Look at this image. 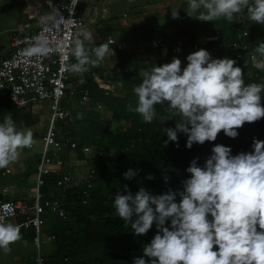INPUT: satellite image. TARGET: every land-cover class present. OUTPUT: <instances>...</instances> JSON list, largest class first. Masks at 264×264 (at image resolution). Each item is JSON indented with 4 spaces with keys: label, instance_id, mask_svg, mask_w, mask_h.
Wrapping results in <instances>:
<instances>
[{
    "label": "clouds",
    "instance_id": "1",
    "mask_svg": "<svg viewBox=\"0 0 264 264\" xmlns=\"http://www.w3.org/2000/svg\"><path fill=\"white\" fill-rule=\"evenodd\" d=\"M49 7L62 16L52 3ZM186 13L202 22L225 19L229 23L244 14L264 25V0H188ZM171 16L179 19L178 9L172 10ZM47 21L41 17L42 24ZM113 43L86 47L95 45V36L83 29L72 42L71 55L76 62L66 70L82 75L102 66ZM59 47L62 45H53L46 35L39 34L22 54L29 59L49 57ZM253 59V66L264 71V42L254 48ZM186 60L183 68L178 57L153 64L133 89L137 97L134 111L145 123L156 117V105H166L167 121L175 119V127L164 128L165 147L169 142L179 146L178 133L187 136L189 149L193 144L216 141L221 131L234 139L245 123L264 118V83L246 84L234 59L213 58L200 48ZM35 142L31 129L18 128L10 114L5 116L0 122V169L18 161L21 151ZM252 148L233 155L230 146L214 144L203 166L198 158L191 160L186 169L190 176L182 181V190L153 194L140 187L133 194L124 185V194L116 192L117 216L130 225L134 235L147 234L154 224L157 229L144 245L143 256L133 264H264V140L254 138ZM137 171L129 168L123 176L131 180ZM146 178L154 179L152 174ZM21 240V226L0 216V250L10 254L11 245Z\"/></svg>",
    "mask_w": 264,
    "mask_h": 264
},
{
    "label": "trees",
    "instance_id": "2",
    "mask_svg": "<svg viewBox=\"0 0 264 264\" xmlns=\"http://www.w3.org/2000/svg\"><path fill=\"white\" fill-rule=\"evenodd\" d=\"M156 1V0H155ZM159 9L156 14L162 16L160 7L164 4L157 0ZM180 20L177 34L187 35L184 44L195 41L198 35L206 38L198 49L213 50V58H223V51L227 48L231 59L242 66L246 84L264 83V71L256 69L249 58L255 47L264 42V25L254 23L243 17L240 21L233 18L229 23L225 19L202 22L189 17L188 0H183L179 6ZM165 15L169 14V6L164 7ZM163 17V16H162ZM178 26V24H177ZM247 30V35L238 37L241 29ZM127 31H135L134 35ZM126 32V33H124ZM123 34L129 39L135 37L140 42H148L153 38V28L150 23L143 27H126ZM218 32V33H216ZM122 34V32H120ZM103 37L105 38V34ZM254 35H257L256 38ZM201 37V36H199ZM164 38L168 45L176 39ZM233 41L246 44L245 50H235L230 47ZM197 49V50H198ZM148 51V50H147ZM116 66L112 69L109 81L121 84L120 93L115 94L98 86L94 76L102 77L98 72L88 71L78 89L87 90L86 102L79 104L82 107L83 118L60 121L58 126L61 135L71 136L78 147L75 150L78 158L88 161L87 167L94 169V176L90 182L92 186L86 188L84 178L77 185L64 190V198L60 197L61 190L56 187L55 174L45 176V184L41 187L43 194L53 193L57 196L65 209V217L46 214L45 225L53 236L51 250L45 255V264H133L135 258L143 256V247L150 243L157 232L155 224L145 235H134L130 225H126L118 216L114 208L116 192H123V186L128 185L135 194L140 187L151 191L153 194H162L169 189L182 190V181L190 176L186 171L193 158L203 166L207 157L211 155L214 144L230 146L232 154L251 152L253 139L264 140V118L254 123H245L238 129L236 138L226 136L222 131L216 141L205 142L203 145L193 144L186 147L187 136L178 133L179 146L169 142L164 146L167 136L164 128L175 127V119L168 120L169 112L166 105H156V117L151 123H145L142 117L134 111L137 97L134 87L142 82L143 67H153L169 63L173 57L182 61V68L187 65L183 56L168 55L162 57L158 51L154 62L149 61L147 52L144 56L135 57L125 49L118 50ZM187 57V55H184ZM121 67V69L117 68ZM105 80V78H104ZM78 96V93L77 95ZM264 97V93H262ZM264 105V99L261 101ZM65 107H70L69 101H63ZM100 106L102 110L98 109ZM11 115L18 128L35 125L36 119L31 108H18L10 100L5 91L0 92V122L7 115ZM179 120V116L176 117ZM90 146V155L81 147ZM70 149L64 148L63 159L68 158ZM129 168L137 171V176L131 180L124 178ZM87 174V173H86ZM152 174L154 179H147ZM84 190L88 191L86 196ZM85 199V202H83ZM177 202L180 197L177 196ZM170 223V222H169ZM27 232V230L22 231ZM33 237V231H28V236ZM31 262L30 264H33Z\"/></svg>",
    "mask_w": 264,
    "mask_h": 264
},
{
    "label": "built area",
    "instance_id": "3",
    "mask_svg": "<svg viewBox=\"0 0 264 264\" xmlns=\"http://www.w3.org/2000/svg\"><path fill=\"white\" fill-rule=\"evenodd\" d=\"M84 1L52 0V5L60 10L62 16L54 13L46 24L41 25L28 37L16 35L11 42V52L3 56L0 55V92H7L10 100L18 108H32L35 105H41L44 100L48 101L49 116L41 136L40 157L34 172L36 191L33 199L31 201L0 199V216L6 217L8 222L20 225L21 232L33 231V243L36 247L33 264H45V255L40 250L44 216L54 214L65 217V209L61 200L53 193L46 195L41 191V187L45 184V176L48 174L57 176L55 185L61 190L60 197L62 198L65 195L64 190L77 185L81 178L85 179L86 188H90L92 186L90 180L94 176V169L87 167L88 161H80L82 166L87 167L84 174L79 172L82 166L64 170L67 161L60 156V153H63L65 147H68L72 152L78 145L71 136L61 135L58 126L60 121L73 120L74 118L73 110L63 105V101L67 100L68 92L76 91L78 93L79 104L85 103L87 98V90L78 89L84 73L81 75L66 70L67 65L76 62L71 55V47L73 46L72 42L85 26L80 8ZM123 15L126 16L125 13ZM39 34L46 35L53 45L58 44L62 47H59L58 51L49 57L26 58L22 54L23 50L29 46L32 38ZM246 35L247 31L245 30L240 32L238 37ZM109 41L114 42L110 45L109 52L113 53L112 49L114 52L124 49L122 41H118L113 36H106L95 42V45L86 44V47L98 46ZM184 43L182 39L178 38L173 44L168 45L166 40L160 37H153L150 41L144 42L150 48L158 51L162 57L188 55L196 51L199 46L195 41L188 45ZM246 46L239 41H233L230 44V47L235 50H245ZM224 57L231 58L227 48L223 51ZM249 58L252 63L255 62L253 53L249 55ZM235 66L242 68L238 63ZM94 80L99 87L105 90V94H108L110 88L107 84H103L104 80L97 75L94 76ZM87 149L85 146L84 150ZM83 193L88 195L87 190H84ZM49 240H53L52 235L49 236Z\"/></svg>",
    "mask_w": 264,
    "mask_h": 264
},
{
    "label": "crops",
    "instance_id": "4",
    "mask_svg": "<svg viewBox=\"0 0 264 264\" xmlns=\"http://www.w3.org/2000/svg\"><path fill=\"white\" fill-rule=\"evenodd\" d=\"M51 3L52 0H0V55L3 56L11 52V42L16 35L28 37L43 25L41 17H47L48 20L52 17L54 12L49 7ZM135 6L134 0H85L80 6L81 15L85 21L83 29L92 31L95 42H97L104 38L102 32L105 36H113L112 32L117 34L128 26L143 27L140 20L137 21L131 17L130 9L136 10ZM124 13L126 16L123 15ZM158 21L162 20L158 19ZM154 33L153 31V35ZM37 106L41 105L31 108L34 115ZM34 126L25 128L31 129L34 138L38 139L40 134L34 129ZM29 156V153L23 149L18 161L10 164L6 169H0V199L25 201L33 199L36 191L34 172L39 158L33 165L28 160ZM25 159L29 163L25 162ZM11 248V253L7 255L0 250V264H30L28 263V254L33 252L34 257L36 255L33 237L28 236V231L23 232L22 240L11 245ZM40 250L43 254H47L51 247L43 242Z\"/></svg>",
    "mask_w": 264,
    "mask_h": 264
},
{
    "label": "rangeland",
    "instance_id": "5",
    "mask_svg": "<svg viewBox=\"0 0 264 264\" xmlns=\"http://www.w3.org/2000/svg\"><path fill=\"white\" fill-rule=\"evenodd\" d=\"M183 0H164V4L160 7V11H162L163 13V17L156 14V11L159 9V5L157 4V0H134V3L136 4V10H132L131 11V17H133L134 19L140 20L139 22L143 25L144 23H150L151 27L153 28V31L155 32L153 37H160L162 39L167 37L173 38L176 35L179 36V39H182L183 41L186 39L187 35L184 34H177L178 29H179V23L181 22V18L179 19H173L171 16V11L178 9L179 11V15H180V9L179 6L181 4ZM169 6V14H166V11L163 10L164 7ZM86 10V9H85ZM137 17V18H136ZM243 17L247 18L246 15L241 14V15H236L234 16V18L237 21H240ZM163 18V19H162ZM162 20L161 22L158 21ZM121 20V19H120ZM249 20V19H248ZM135 22L136 24L138 22ZM178 24V26H177ZM140 26V25H139ZM161 28H160V27ZM178 27V29H177ZM163 28V29H162ZM246 29H241L239 31H245ZM247 31V30H246ZM120 32H122V34H120ZM118 32L117 34H115V32H112L113 37L117 38L118 41H122L123 45H124V49L126 52H129L130 54H133L135 57H139V56H144V52L148 53L149 56V61L150 62H154L157 58V53L156 50L152 49L149 47L148 44H144V42L140 41H136L135 37L136 35H134L133 31L128 32V34H130L131 36L134 35L135 37H133L132 39H129L128 37H126L127 35L124 36L123 32L124 30ZM126 33V32H124ZM207 34L204 35H198L195 40V42L197 44H202L206 38ZM110 36V35H109ZM201 36V37H199ZM257 35H254V37L256 38ZM148 50V51H147ZM211 53V56L213 57L214 55V51L213 50H208ZM118 58V52H114L111 53L109 52L108 56H106L104 63L102 64V66L97 67V68H92L89 71H93V72H98L99 74H102L103 76L100 77L104 80L103 81L104 85L107 84L108 88H110L108 91L118 94L120 93V89H121V84L119 82H111L109 81V76L111 74L112 69L116 66V61ZM182 59H184V61L186 60V57L183 56ZM119 69H121V67H117ZM144 69H151V66L149 65V67H143L142 70ZM85 74V73H84ZM98 76V75H97ZM99 77V76H98ZM96 82V81H95ZM98 84V83H97ZM102 84V85H103ZM101 85V86H102ZM77 92H68V97L66 98L69 101L70 107L73 110L74 113V118L76 119H82L83 118V109L81 107V105H79L78 103V96ZM98 109L102 110L101 107H98ZM35 113V119H36V123L34 126V129L37 130L38 134H40L38 139L34 140L36 141L35 144L33 145L32 148H25V151L27 153H29V158L28 160L30 161L31 164L35 165L37 158L40 157V148H41V135L45 130L47 121H48V116H49V110H48V101L44 100L41 102V106H37L34 110ZM85 146H82L81 149L85 152V153H89L91 150V148H89L87 146V150H84ZM90 155V153L88 154V156ZM60 156L64 158L63 153H60ZM39 160V159H38ZM67 162L65 163L64 166V170L65 169H76L77 167L82 166V163H80V161H87L85 158H78L76 155L75 150H73L72 152L70 151L68 154V158L65 159ZM25 162L29 163L26 159ZM87 167L86 166H82V169L79 170L80 173L84 174L86 171ZM48 225V224H47ZM47 225H44L42 227V243L45 242V244H47V246L49 247H53L52 246V241L49 240V231L47 230ZM45 254V253H44ZM48 254V253H47ZM46 255V254H45ZM28 263H31L34 261V254L33 252H30L28 254Z\"/></svg>",
    "mask_w": 264,
    "mask_h": 264
}]
</instances>
